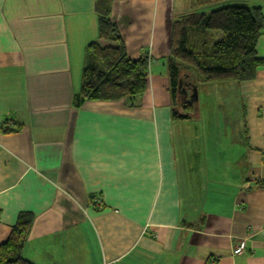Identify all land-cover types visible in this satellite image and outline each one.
Masks as SVG:
<instances>
[{
  "label": "crops",
  "instance_id": "0c3cea01",
  "mask_svg": "<svg viewBox=\"0 0 264 264\" xmlns=\"http://www.w3.org/2000/svg\"><path fill=\"white\" fill-rule=\"evenodd\" d=\"M175 1L113 2L128 56L150 60L140 106L77 108L95 0H0V246L29 214L34 264H264V67L227 83L244 120L224 136L208 113L174 119L171 24L194 14Z\"/></svg>",
  "mask_w": 264,
  "mask_h": 264
},
{
  "label": "trees",
  "instance_id": "16d2710c",
  "mask_svg": "<svg viewBox=\"0 0 264 264\" xmlns=\"http://www.w3.org/2000/svg\"><path fill=\"white\" fill-rule=\"evenodd\" d=\"M114 1L121 0H95L99 33L86 50L81 87L74 99L77 108L87 102L122 100L132 108L139 107L148 90L149 57L128 56L119 28L111 20ZM227 1L196 0V6ZM263 35L264 12L259 7L231 4L176 20L166 60L173 118L189 120L196 111L195 100L182 101L180 97L182 90L189 96L193 93L187 86V79H191L187 69H195L206 85L254 81L258 69L264 67V58L257 55V44ZM32 225L31 215H20L9 239L0 246V264H34L23 256Z\"/></svg>",
  "mask_w": 264,
  "mask_h": 264
},
{
  "label": "rangeland",
  "instance_id": "374dc122",
  "mask_svg": "<svg viewBox=\"0 0 264 264\" xmlns=\"http://www.w3.org/2000/svg\"><path fill=\"white\" fill-rule=\"evenodd\" d=\"M178 1L179 0H177V2L175 1V4H174V16H176L178 12V6H179ZM185 3L186 4L189 3L188 9H185V12L187 10L185 14H189V13L199 14V12L207 13V12L216 10L217 8L231 5L233 2L227 1V2L211 4V5L208 4L206 6H202L203 9H199L201 6H196L195 0H186ZM252 3L253 2L249 3V5L253 8L254 5H252ZM255 7H258V6H255ZM261 7L264 8L263 3H261ZM170 13L173 15L172 10ZM177 17L179 18V15ZM173 23L171 24V29H172ZM186 72L188 73V75L191 76V79H187V81L189 82V85L187 84L186 85L188 87H191L193 91L194 89L197 90V101L195 105L196 111L208 113L206 117L198 121V124L200 126L207 127L208 125H212V126L217 125L221 127L220 132L224 136V134L230 131V129L233 127L235 116L237 117L238 114H240L242 117L240 118L244 120L242 111H241L243 107L242 106L243 100L240 99L238 96H237V99H235L234 97L238 95V93H240L238 89H236V91L235 89H229L226 86L228 85L227 83H218V84H211V85L202 84L201 77L195 69H192V68L187 69ZM191 96H189V94L187 93L184 94V90H182L181 95H180L182 101L187 100L188 98L191 99ZM177 111L180 112V114H182L181 110L178 109ZM243 241L245 240L243 239L239 241V243Z\"/></svg>",
  "mask_w": 264,
  "mask_h": 264
},
{
  "label": "built area",
  "instance_id": "2783aa9c",
  "mask_svg": "<svg viewBox=\"0 0 264 264\" xmlns=\"http://www.w3.org/2000/svg\"><path fill=\"white\" fill-rule=\"evenodd\" d=\"M246 247H247V244L245 241L239 243L237 247L235 248V253L238 254V253L245 251Z\"/></svg>",
  "mask_w": 264,
  "mask_h": 264
},
{
  "label": "water",
  "instance_id": "95a60500",
  "mask_svg": "<svg viewBox=\"0 0 264 264\" xmlns=\"http://www.w3.org/2000/svg\"><path fill=\"white\" fill-rule=\"evenodd\" d=\"M184 94L186 93L184 92ZM193 100L197 101V90L196 89H194L192 96H191V102H193Z\"/></svg>",
  "mask_w": 264,
  "mask_h": 264
}]
</instances>
